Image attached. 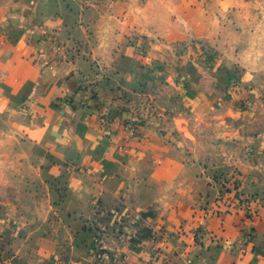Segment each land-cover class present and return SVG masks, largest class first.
<instances>
[{"label":"crops","instance_id":"0c3cea01","mask_svg":"<svg viewBox=\"0 0 264 264\" xmlns=\"http://www.w3.org/2000/svg\"><path fill=\"white\" fill-rule=\"evenodd\" d=\"M263 7L0 0L3 264H264V115L199 89L189 44L232 63ZM227 182L259 212L216 206Z\"/></svg>","mask_w":264,"mask_h":264},{"label":"rangeland","instance_id":"374dc122","mask_svg":"<svg viewBox=\"0 0 264 264\" xmlns=\"http://www.w3.org/2000/svg\"><path fill=\"white\" fill-rule=\"evenodd\" d=\"M239 21L240 25L235 27L234 32L239 36L236 54L240 56H236L232 63L220 58L212 44L189 43L196 59L207 68L204 82H199L198 88L211 89L212 84L215 88L213 92L218 97L231 96L232 93L238 97L241 105L244 100L253 103L252 109L261 117L264 115V7L244 11ZM214 70L217 72L214 73ZM234 82L238 89L233 88Z\"/></svg>","mask_w":264,"mask_h":264},{"label":"built area","instance_id":"2783aa9c","mask_svg":"<svg viewBox=\"0 0 264 264\" xmlns=\"http://www.w3.org/2000/svg\"><path fill=\"white\" fill-rule=\"evenodd\" d=\"M233 88H237L235 82L233 83ZM66 102L68 103V100ZM137 122L138 121H132L126 126L128 129L136 131L139 129V123ZM235 205L241 206L246 211L248 218H251L260 210L256 205L255 199L251 198L250 196H247L239 183L227 182V185H225V187L223 188V192L216 201V206L233 209ZM104 232L114 237L118 234L115 230L112 229H105ZM0 264H3L1 258Z\"/></svg>","mask_w":264,"mask_h":264},{"label":"trees","instance_id":"16d2710c","mask_svg":"<svg viewBox=\"0 0 264 264\" xmlns=\"http://www.w3.org/2000/svg\"><path fill=\"white\" fill-rule=\"evenodd\" d=\"M57 106V105H56ZM137 121V120H136ZM136 121H134V122H136ZM132 122V120L131 119H127L126 121H125V123H127V124H130ZM120 232V231H119ZM100 252L101 253H104L102 250H100Z\"/></svg>","mask_w":264,"mask_h":264}]
</instances>
